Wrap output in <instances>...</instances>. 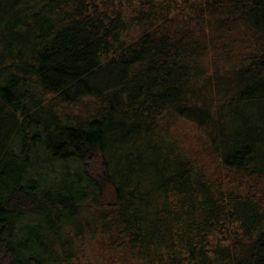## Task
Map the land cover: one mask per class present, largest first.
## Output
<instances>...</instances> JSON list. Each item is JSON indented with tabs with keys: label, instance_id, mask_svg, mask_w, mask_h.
Returning <instances> with one entry per match:
<instances>
[{
	"label": "trees",
	"instance_id": "trees-1",
	"mask_svg": "<svg viewBox=\"0 0 264 264\" xmlns=\"http://www.w3.org/2000/svg\"><path fill=\"white\" fill-rule=\"evenodd\" d=\"M85 241L264 264V0H0V264Z\"/></svg>",
	"mask_w": 264,
	"mask_h": 264
},
{
	"label": "rangeland",
	"instance_id": "rangeland-1",
	"mask_svg": "<svg viewBox=\"0 0 264 264\" xmlns=\"http://www.w3.org/2000/svg\"><path fill=\"white\" fill-rule=\"evenodd\" d=\"M173 131L181 143L192 142L194 145L200 142V136L203 133L202 129L196 125L193 121L187 119L186 117H177L173 121ZM86 246L83 253L79 255V264H87L93 260V252L90 249V246L84 242Z\"/></svg>",
	"mask_w": 264,
	"mask_h": 264
}]
</instances>
